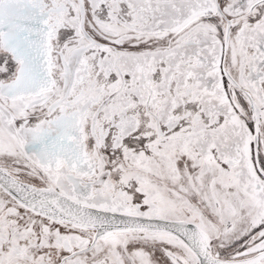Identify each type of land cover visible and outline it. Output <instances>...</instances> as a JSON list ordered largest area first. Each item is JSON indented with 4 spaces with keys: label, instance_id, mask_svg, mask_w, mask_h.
Segmentation results:
<instances>
[{
    "label": "snow or ice",
    "instance_id": "6c2138e0",
    "mask_svg": "<svg viewBox=\"0 0 264 264\" xmlns=\"http://www.w3.org/2000/svg\"><path fill=\"white\" fill-rule=\"evenodd\" d=\"M0 264H264V0H0Z\"/></svg>",
    "mask_w": 264,
    "mask_h": 264
}]
</instances>
